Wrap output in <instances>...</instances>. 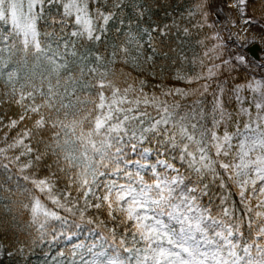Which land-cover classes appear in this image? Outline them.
Returning <instances> with one entry per match:
<instances>
[{"label":"snow or ice","instance_id":"obj_1","mask_svg":"<svg viewBox=\"0 0 264 264\" xmlns=\"http://www.w3.org/2000/svg\"><path fill=\"white\" fill-rule=\"evenodd\" d=\"M215 2L0 0V260L264 264V0Z\"/></svg>","mask_w":264,"mask_h":264},{"label":"trees","instance_id":"obj_2","mask_svg":"<svg viewBox=\"0 0 264 264\" xmlns=\"http://www.w3.org/2000/svg\"><path fill=\"white\" fill-rule=\"evenodd\" d=\"M189 0H160V3L164 5L163 8L160 7H153L152 11L153 14L156 18H158L161 21H165L166 18L164 15L165 8L167 9L168 12L172 13L173 15H178L179 12H181L184 7L187 6ZM248 13L249 15H252V7L248 8ZM256 15L258 16L259 13L257 12ZM215 19V16L213 17ZM227 37V34H224ZM112 37H110L111 39ZM171 83V81H169ZM182 86V85H180ZM3 110L0 109V112ZM2 172V170H0ZM235 199L238 200V197H235ZM83 238V237H81ZM45 251H48V246L47 245H41L36 248L35 252L29 256L28 258V264H41V261L43 260V253ZM57 249L55 247L52 248L51 254L55 255ZM0 264H17L16 260H9L8 258H4L3 260H0ZM20 264H23L21 261Z\"/></svg>","mask_w":264,"mask_h":264},{"label":"rangeland","instance_id":"obj_3","mask_svg":"<svg viewBox=\"0 0 264 264\" xmlns=\"http://www.w3.org/2000/svg\"><path fill=\"white\" fill-rule=\"evenodd\" d=\"M229 4V0H216V2L213 4V9L215 10L218 6H222L223 7V13L220 14L219 20L220 22L217 24V30L220 31L223 34H228V32H233L232 28H230V26L225 22V17L228 16L232 19H235L236 17V10H230L229 7L227 6ZM216 19V17H215ZM260 29L253 27L250 32L249 35L247 36V39H252V33H256L259 34L260 33ZM258 39V45L260 47H264V40H259V36L257 37ZM251 46V45H249Z\"/></svg>","mask_w":264,"mask_h":264},{"label":"bare ground","instance_id":"obj_4","mask_svg":"<svg viewBox=\"0 0 264 264\" xmlns=\"http://www.w3.org/2000/svg\"><path fill=\"white\" fill-rule=\"evenodd\" d=\"M233 2V0H229V4H231ZM230 10H235V9H232V8H229ZM237 18V14H236V17H235V19ZM243 25H240V27L239 28H232V31H233V33H236V32H243ZM252 35V34H251ZM257 37H258V35H257Z\"/></svg>","mask_w":264,"mask_h":264},{"label":"water","instance_id":"obj_5","mask_svg":"<svg viewBox=\"0 0 264 264\" xmlns=\"http://www.w3.org/2000/svg\"><path fill=\"white\" fill-rule=\"evenodd\" d=\"M252 47V46H251ZM254 47H259L257 44Z\"/></svg>","mask_w":264,"mask_h":264}]
</instances>
